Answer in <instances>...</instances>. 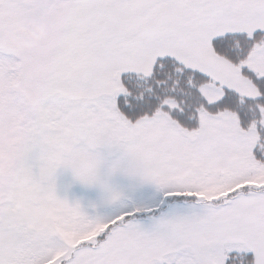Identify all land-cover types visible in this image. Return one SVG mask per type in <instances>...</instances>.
<instances>
[{"label": "snow or ice", "instance_id": "obj_1", "mask_svg": "<svg viewBox=\"0 0 264 264\" xmlns=\"http://www.w3.org/2000/svg\"><path fill=\"white\" fill-rule=\"evenodd\" d=\"M0 264H264V0H0Z\"/></svg>", "mask_w": 264, "mask_h": 264}, {"label": "rangeland", "instance_id": "obj_2", "mask_svg": "<svg viewBox=\"0 0 264 264\" xmlns=\"http://www.w3.org/2000/svg\"><path fill=\"white\" fill-rule=\"evenodd\" d=\"M19 31L28 37V40L24 41L23 43L38 41L32 40L27 34L28 31H31V28L29 29L21 26ZM112 159H115V157ZM55 182L58 193L61 196H66L69 200H80L83 203H88L89 201L99 200L102 196L99 188L95 186H85L76 181L70 170H58L55 177ZM111 183L118 187H126L131 183V178L121 173H117L111 178Z\"/></svg>", "mask_w": 264, "mask_h": 264}, {"label": "clouds", "instance_id": "obj_3", "mask_svg": "<svg viewBox=\"0 0 264 264\" xmlns=\"http://www.w3.org/2000/svg\"><path fill=\"white\" fill-rule=\"evenodd\" d=\"M27 34L31 37L32 40H40L44 38L45 32L42 25H32L31 31H28ZM23 48H31V43H22Z\"/></svg>", "mask_w": 264, "mask_h": 264}]
</instances>
